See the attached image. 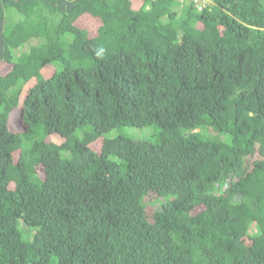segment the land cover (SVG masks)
I'll return each mask as SVG.
<instances>
[{"label":"trees","instance_id":"obj_1","mask_svg":"<svg viewBox=\"0 0 264 264\" xmlns=\"http://www.w3.org/2000/svg\"><path fill=\"white\" fill-rule=\"evenodd\" d=\"M0 264H264V0H0Z\"/></svg>","mask_w":264,"mask_h":264}]
</instances>
